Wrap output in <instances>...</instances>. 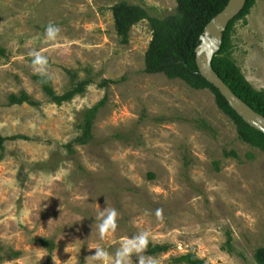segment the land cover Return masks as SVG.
<instances>
[{"label":"rangeland","instance_id":"1","mask_svg":"<svg viewBox=\"0 0 264 264\" xmlns=\"http://www.w3.org/2000/svg\"><path fill=\"white\" fill-rule=\"evenodd\" d=\"M124 1L162 19L178 13L177 0H0V134L27 137L1 152L0 264H115L124 242L134 246L127 264H179L190 251L208 264H258L264 152L242 140L210 89L145 72L152 27L141 21L122 43L113 7ZM232 40L233 59L264 91V0ZM36 75L58 94L88 85L60 105ZM23 92L37 103L11 102ZM106 96L92 139L75 142ZM105 209L117 227L102 236ZM150 244L170 248L153 255ZM97 247L107 259L93 257Z\"/></svg>","mask_w":264,"mask_h":264},{"label":"trees","instance_id":"2","mask_svg":"<svg viewBox=\"0 0 264 264\" xmlns=\"http://www.w3.org/2000/svg\"><path fill=\"white\" fill-rule=\"evenodd\" d=\"M230 0H177L178 13L167 18L151 16L149 11L141 6L130 4L126 1L117 3L113 7L115 26L122 43H128L130 33L134 25L143 20L151 24L153 37L145 57V72L148 74H165L170 79H182L194 89H210L216 97L218 107L228 115L237 126L238 133L242 140L259 148L264 152V133L248 124L229 104L225 96L211 84L200 72L197 63V48L202 43L207 25L221 13ZM257 0H248L242 13L236 17L225 32L223 43L219 52L213 60V67L227 85L241 97L247 104L260 114L264 115V91L258 90L247 79L240 66L233 59L232 33L235 23L245 18L256 5ZM34 79L42 87L50 99L62 105L73 100L77 95L86 91L88 82L82 81L75 88L58 94L51 85L48 78L42 75L34 76ZM113 80H106L104 85L114 83ZM107 96L93 109L88 111L83 126V134L75 138V142L87 144L93 136L94 122L98 111L106 104ZM11 102L16 104H36L27 92L20 96L13 94ZM27 138L16 135L6 137L0 134V162L5 143L8 140ZM73 144H69L72 149ZM50 250L54 248V242L47 238L39 239ZM149 252L153 255L166 252L169 245H149ZM0 245V261L3 257ZM254 258L258 264H264V246L259 247ZM179 264H208L196 252L190 251L174 259Z\"/></svg>","mask_w":264,"mask_h":264},{"label":"water","instance_id":"3","mask_svg":"<svg viewBox=\"0 0 264 264\" xmlns=\"http://www.w3.org/2000/svg\"><path fill=\"white\" fill-rule=\"evenodd\" d=\"M248 0H230L225 9L207 25L202 43L197 48V63L201 74L225 96L231 107L252 127L264 133V115L257 112L232 91L213 67L215 55L221 49L230 23L244 10Z\"/></svg>","mask_w":264,"mask_h":264},{"label":"clouds","instance_id":"4","mask_svg":"<svg viewBox=\"0 0 264 264\" xmlns=\"http://www.w3.org/2000/svg\"><path fill=\"white\" fill-rule=\"evenodd\" d=\"M60 29L58 27H55L54 25L49 24L46 28V34L48 38L55 39L58 35ZM37 63H40V58H37ZM46 62V61H45ZM159 214V212H158ZM117 219V212L115 209L107 210L105 209L104 212L101 213V223L99 225L101 235L103 236L105 233H107L109 230L115 231L117 227L116 223ZM139 239L142 243H147V234H142ZM96 252L93 255L95 259L98 260H105L108 258V254L103 251V249L97 247L95 248ZM134 251V246L129 245L128 242H124L121 249H119L116 253L115 257V264H127V259L132 256Z\"/></svg>","mask_w":264,"mask_h":264}]
</instances>
